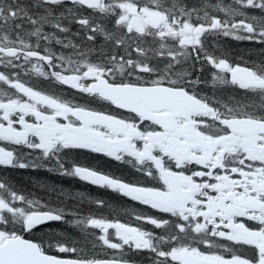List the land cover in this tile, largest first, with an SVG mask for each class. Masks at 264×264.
<instances>
[{"label": "snow or ice", "instance_id": "1", "mask_svg": "<svg viewBox=\"0 0 264 264\" xmlns=\"http://www.w3.org/2000/svg\"><path fill=\"white\" fill-rule=\"evenodd\" d=\"M221 36L264 44V0H0V66L11 70L0 71V166L45 168L155 210L134 212L135 226L74 212L70 223L103 253L89 256L55 234L26 238L67 213L0 179V264H135L144 252L150 264H264V65L210 52ZM204 65L216 70L213 89L245 98L202 92L194 73ZM32 76L102 106L37 88ZM75 150L142 179L78 163Z\"/></svg>", "mask_w": 264, "mask_h": 264}, {"label": "trees", "instance_id": "2", "mask_svg": "<svg viewBox=\"0 0 264 264\" xmlns=\"http://www.w3.org/2000/svg\"><path fill=\"white\" fill-rule=\"evenodd\" d=\"M70 27L73 33L80 31V27L77 24H72ZM45 30L52 31L51 28H46ZM69 38L76 43L84 41L83 34L80 37L69 36ZM98 39L97 48L103 42V39ZM228 50L223 52L234 54L235 59L250 60L258 66L264 65V44H259L257 47H238L237 50L235 49L236 51H231L230 48ZM70 52L68 50L66 54ZM94 55L95 53L90 57L93 58ZM72 156L78 163L98 168L101 171L111 172L123 177L126 181L135 182L138 179H142L129 165L118 164L114 160L110 162L87 151L75 150ZM0 179L8 181L18 192L30 198H41L52 207L64 208L67 213L65 217L66 222L49 223L39 227L31 235L25 233V237L30 239H47L49 236L55 234L59 238L67 240L69 243L75 242L76 246L84 248L89 256L95 255L96 253L102 255L103 253L100 248L94 251L91 244L87 242V234L81 232L78 227L70 223L76 219V216L73 215L74 212H79L84 216L92 213L97 217L104 216L112 220L118 219L120 222L130 223L135 226L143 222L134 219V212L152 214L155 211L109 189L103 190L98 186H93L78 178L62 176L56 172L48 171L45 168L19 169L0 166ZM51 189H55V191H51ZM95 200H103L105 206L99 207L92 203ZM143 226L150 230L153 228V226L146 223ZM90 231H94V229H90ZM155 231L159 232L160 230L156 229ZM51 253L65 255L57 253L55 250H52ZM148 256L149 254L147 252L139 254L133 253L131 258L138 262H150Z\"/></svg>", "mask_w": 264, "mask_h": 264}, {"label": "rangeland", "instance_id": "3", "mask_svg": "<svg viewBox=\"0 0 264 264\" xmlns=\"http://www.w3.org/2000/svg\"><path fill=\"white\" fill-rule=\"evenodd\" d=\"M249 11L251 13H253V14H259L258 10H249ZM101 39H103V38L101 37ZM233 41H237V40H234V39H232L230 37H222L221 36V37H218V38L210 37L208 39L207 43L211 47L215 46L217 49L222 50V51H229L228 48H230L231 51H232V50H235L236 47H237V44L235 42H233ZM42 48H43V42H42ZM9 71H11V70H9ZM209 74H210V71L206 70L205 72H202V73L197 74V75H199L203 80L208 82L209 81V79H208L209 78ZM30 79H31V82L34 83L37 86V88H42V89L49 90V91H55L57 93H63V95L66 98H69V99H71L73 96H75L76 100L78 102H80V103H91V105L93 107L97 106V104L95 102L91 101V98L88 99L83 94L79 95V94H74L75 92H69V91L61 88L60 87L61 85H58V84H56L54 82H50L48 80L38 81V80H40L42 78H37L35 76H32ZM2 87L6 90V88L4 86H2ZM200 89H201L202 92L208 93L210 95L212 94L213 90H216L217 97L220 98V99H223L225 101H227L231 97H235L236 99H241V100L245 98L244 97V92L242 90H240V89H238V88H236L234 86H231V85L215 86V89H213L212 83H210L207 86H203V87L201 86ZM99 107H101V106H99ZM99 155H101V154H99ZM97 231H99V230H97ZM110 231H112V230H110Z\"/></svg>", "mask_w": 264, "mask_h": 264}, {"label": "flooded vegetation", "instance_id": "4", "mask_svg": "<svg viewBox=\"0 0 264 264\" xmlns=\"http://www.w3.org/2000/svg\"><path fill=\"white\" fill-rule=\"evenodd\" d=\"M197 2V0H187V3H189V4H193V3H196ZM213 2H215V0H213ZM61 36H63V35H65V34H60ZM198 67H199V65H198ZM9 70L10 69H7V68H4L3 66H0V71H3V72H9ZM207 69H206V65H204V71L203 72H205ZM210 71H211V73L209 74V81L206 83V84H202L201 86L203 87V86H207V85H209L210 83H212V80H211V74H212V72H214V71H216L215 69H213V68H211L210 67ZM197 74H200V73H197ZM197 74H195V75H197ZM194 75V76H195ZM201 78V77H200ZM202 79V78H201ZM203 80V79H202ZM200 86V87H201ZM216 86H221V85H216ZM4 87L6 88V90H7V87L8 86H6V85H4ZM62 88H64V89H67V90H72L71 88H69V87H66V86H62ZM224 90V89H223ZM226 91V90H225ZM215 93H216V90H215ZM217 94V93H216ZM210 95V94H209Z\"/></svg>", "mask_w": 264, "mask_h": 264}, {"label": "water", "instance_id": "5", "mask_svg": "<svg viewBox=\"0 0 264 264\" xmlns=\"http://www.w3.org/2000/svg\"><path fill=\"white\" fill-rule=\"evenodd\" d=\"M48 224V223H47ZM135 264H139V263H135Z\"/></svg>", "mask_w": 264, "mask_h": 264}, {"label": "bare ground", "instance_id": "6", "mask_svg": "<svg viewBox=\"0 0 264 264\" xmlns=\"http://www.w3.org/2000/svg\"><path fill=\"white\" fill-rule=\"evenodd\" d=\"M56 51V50H55ZM86 235V234H85Z\"/></svg>", "mask_w": 264, "mask_h": 264}]
</instances>
